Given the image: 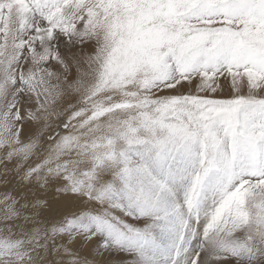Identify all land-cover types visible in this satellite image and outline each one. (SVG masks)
<instances>
[{
	"label": "snow or ice",
	"instance_id": "snow-or-ice-1",
	"mask_svg": "<svg viewBox=\"0 0 264 264\" xmlns=\"http://www.w3.org/2000/svg\"><path fill=\"white\" fill-rule=\"evenodd\" d=\"M0 264H264V0H0Z\"/></svg>",
	"mask_w": 264,
	"mask_h": 264
}]
</instances>
